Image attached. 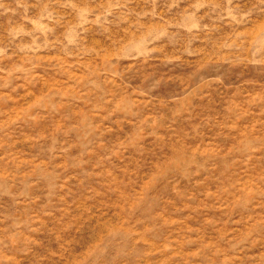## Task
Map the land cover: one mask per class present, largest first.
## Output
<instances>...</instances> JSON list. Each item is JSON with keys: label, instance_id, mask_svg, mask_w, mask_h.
Masks as SVG:
<instances>
[{"label": "rangeland", "instance_id": "1", "mask_svg": "<svg viewBox=\"0 0 264 264\" xmlns=\"http://www.w3.org/2000/svg\"><path fill=\"white\" fill-rule=\"evenodd\" d=\"M0 264H264V0H0Z\"/></svg>", "mask_w": 264, "mask_h": 264}]
</instances>
